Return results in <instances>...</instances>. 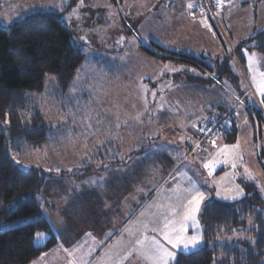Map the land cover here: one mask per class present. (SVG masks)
I'll use <instances>...</instances> for the list:
<instances>
[{"label": "rangeland", "instance_id": "1", "mask_svg": "<svg viewBox=\"0 0 264 264\" xmlns=\"http://www.w3.org/2000/svg\"><path fill=\"white\" fill-rule=\"evenodd\" d=\"M68 1L0 0V22L3 24H11L37 11L59 13L70 31V41L84 54V59L67 88L60 90L53 77L49 75L45 78L43 91L33 94L31 100L37 109L34 108L43 115V119L51 128L47 140L41 146L24 147L12 154L13 160L21 161L19 165L24 168L33 165L52 170L56 174L66 170L67 175L83 176L84 172L93 169L96 171L98 168L94 167L100 168L103 165L102 159L91 160L92 154H96L93 147L96 140L101 142L102 138H107L109 134L118 139L119 133L132 134L130 125L136 126L137 129V133L134 134L137 136L136 149L148 147L150 142L152 147L144 156L136 159L135 166L141 165L137 167L138 170L146 168L141 177L137 176L135 170L136 187H128L121 190V194L111 195L115 200V209L119 212L118 202L122 207V216L117 217L118 220H92L91 214L87 215V212L83 214L78 212L72 218L65 209L62 213L57 212L65 203L56 202L55 210L52 207L48 210L42 206L35 214L1 222L0 230L45 216L55 231L66 228L74 230L75 233L68 236L74 241H70L69 244L77 246V243L82 242L79 247L72 246L73 249L65 251L69 245L66 236L60 240L61 233L57 235V244L42 252L31 264H118L121 260L123 264H131V261L133 264H150V261L141 254L142 246L137 244V241L144 240L146 247L150 246L154 237L171 249V245L167 244L162 235L164 226L168 221L181 220L192 194L188 190L192 189L193 184L195 190L204 193L205 199L226 201L232 200L226 198L230 194L229 190L231 194H235L242 189L244 195V184L250 180L264 200V156L262 158L264 154L261 153V147L264 149V111L262 119L251 121L245 110L252 98L261 101L253 77L259 80L260 73L264 72V56L243 47V60L237 62L233 58L229 62L233 72L239 76L241 91L248 88L247 95L243 96L242 102L236 103L233 109L232 116L236 117L234 121L237 126L233 141H225L223 134H220V139L216 138L212 144L205 143L200 147L196 145L192 134L196 122L203 120L204 115L207 117L212 111H218V107L196 106L192 111L193 115L186 119L185 114L189 108L183 104L186 99V95L183 94L188 93L203 97V105L207 102L212 105L219 103L218 100L225 94L227 100V88L232 92L231 88L228 85L222 91L216 88L219 86L217 74L220 67L216 64L224 56L219 57L215 45L221 39L227 53L228 47L231 50L238 42L237 39L249 34L254 27H259L261 11H255L249 6L250 11L237 12L233 16L232 24L228 26L231 34L227 29L226 17V23L223 20L221 22L225 38L221 29L213 28L215 23L213 19L211 22L200 11L191 12L192 7L190 8L189 4L192 5L193 0H118L117 4H112L108 0L90 2L76 0L75 4L65 9ZM239 1L233 0L234 3ZM53 4L56 6L41 7ZM222 4L223 1L220 2L221 7ZM171 15H174L173 20H170ZM256 15V21L249 27L248 23L253 22ZM171 25L177 27L173 28ZM198 26L203 27L201 32H198ZM151 41L167 49L192 54L203 52V47L209 46L207 50L210 56L197 55L200 59H195L196 66L178 65L179 61L185 60L179 58V54L175 55L173 60L167 59L162 62L151 56L161 53L153 44L151 45ZM141 46L151 53L144 52ZM249 54H255L251 69L248 62ZM184 68H188L196 76H202L203 81L187 80V76L182 72ZM164 72H171L167 73V79L164 78ZM171 76H174L173 81H169ZM209 78L212 82L208 81ZM156 83L157 85L167 83V86L169 84L165 104H168L169 108L179 105L180 112L175 120L179 130L175 134L167 135H163L161 131L159 136H156L158 131L154 129L150 132L152 136L150 138L147 133L149 112L154 114L157 122L159 106L163 105L162 102L156 105L155 101L150 106L145 100L153 99L157 89L162 91L155 86ZM171 87L175 90H170ZM213 90L216 94L215 99L212 97L213 93L208 97L206 95ZM135 95L136 104L132 99ZM253 105L257 106V103L254 102ZM169 127L171 126L167 124V130ZM58 142H62V145H58ZM141 143H144V146ZM226 145L229 147L225 148ZM250 147L253 148L252 151H248ZM209 162H213L211 169L204 167ZM233 163L236 164L235 168L232 166ZM56 169L60 171L57 172ZM117 174L110 172L104 178H113ZM129 175L131 177L132 173ZM250 175L254 178H249ZM74 181L80 182L83 188L84 184H90L91 187L94 179L88 178L84 181L83 178ZM115 186L116 183L112 185ZM217 192L220 195H217ZM45 200L42 198V201ZM199 212L196 215L199 227L194 226L189 220L187 235L199 232L202 236L201 242L187 251L182 247L174 249L176 254L180 251L189 252L203 245ZM102 216L107 218L105 213ZM96 221L99 224H95ZM251 221V217H248L244 226L219 240L222 244L228 243L229 246L241 243L242 238L250 240L248 228L252 225ZM86 229L89 234L87 233L84 238L82 232H87ZM80 230L81 234L76 235ZM37 233L35 242L39 244L42 237L37 240ZM86 239L89 241L84 242ZM129 253L131 255H128Z\"/></svg>", "mask_w": 264, "mask_h": 264}, {"label": "trees", "instance_id": "2", "mask_svg": "<svg viewBox=\"0 0 264 264\" xmlns=\"http://www.w3.org/2000/svg\"><path fill=\"white\" fill-rule=\"evenodd\" d=\"M75 1L69 0L65 9ZM108 1L118 3V0ZM70 39V31L57 12L37 11L11 24L0 22V223L37 213L40 210L38 196L44 181L56 174L40 166L24 168L13 160L12 154L27 146H41L47 140L50 124L33 106L31 98L43 91L46 76L51 75L60 90L67 88L75 76L84 54ZM152 44L161 52L151 55L158 60L165 62L179 54L178 57L185 60L179 61L178 65L196 66L195 59L199 57L168 50L154 41ZM243 47L264 55V28L241 40L233 47L230 57L241 62ZM216 65H220L218 80L222 76L232 82L237 80L228 67L227 56ZM182 72L189 81H203L202 76L194 75L188 68ZM217 107V113L201 122L196 130L195 141L199 147L220 134L225 141L235 139L234 125L226 127L230 120L227 108ZM217 119L220 120L218 131L212 139L198 143L201 125ZM244 188L245 194L237 199L203 201L198 217L204 243L192 251L177 252L173 264H264V200L250 181L245 182ZM248 217L252 219L248 228L251 239L242 238L247 241L240 239L241 243L231 246L222 244L219 239L244 226ZM37 232L44 234L40 245L35 242ZM54 244L55 237L42 216L2 229L0 264H30Z\"/></svg>", "mask_w": 264, "mask_h": 264}, {"label": "crops", "instance_id": "3", "mask_svg": "<svg viewBox=\"0 0 264 264\" xmlns=\"http://www.w3.org/2000/svg\"><path fill=\"white\" fill-rule=\"evenodd\" d=\"M221 1H223V4L221 7V5L219 3V5H220V9H219L220 27H218L215 23H213V25H214L213 28L214 29L218 28L219 30L221 29L220 31L223 34V36H225V38H226V35L223 31L222 24H221L222 20L224 23H226V17H227V29H228V32L231 34V31H230L228 26H230L232 24L233 16L239 11H243V10L244 11H250L251 9L249 8V6H251V8H254L255 11H261L260 20H259L261 23L259 24V27H254L253 31L251 30L249 34H246L243 37L237 39L238 42L236 44H238L244 38L249 37V36L255 34L256 32H259L264 28V0H240L238 3H234L233 0H221ZM192 3H193L192 4L193 7L191 9V12L200 11V9L198 8V0H193ZM184 6H185V2H184ZM221 8H222V10H221ZM226 10H227V13L225 14ZM220 11H221V13H220ZM222 11H223V15H222ZM200 12L205 14L203 11H200ZM205 15L212 22V19L207 14H205ZM170 18H171L170 20H173L174 15H171ZM255 19H257V15L254 16L253 22L252 21H250L249 23L247 22L249 27L256 21ZM160 20L163 21L162 18H160ZM191 22H194V21H191ZM159 23H160V21H159ZM171 26L173 28L177 27V25H171ZM202 28L203 27L198 26L197 27L198 32H201ZM256 28H259V29L256 30ZM260 28H262V29H260ZM215 33H217V32H215ZM217 36H218V34H217ZM161 42H163V41H161ZM236 44L234 45V47L236 46ZM208 47L209 46L203 47V49H202L203 52L200 51V52H195L193 54L192 53H187V54H191V55L196 56V57H197V55H200V54L210 56L209 51L207 50ZM215 47L218 50L219 57H220V55L224 56V57L227 56L228 67H229V69H231L229 62L231 61V59H233L232 57H230V55L233 54V47L231 50H229V47H228V50L226 53L227 48L222 43L221 39H220L219 43L217 42V45H215ZM168 50H171V49H168ZM172 51H174V50H172ZM174 52H178V51H174ZM178 53L186 54V52H178ZM257 53H259V52H257ZM259 54H261V53H259ZM262 56H264V55H262ZM219 57H217V58L219 59ZM235 60L237 61L238 59L236 58ZM237 62H240V61H237ZM231 71H233V70L231 69ZM263 71H264V68H263ZM167 73H171V72H167ZM167 73L166 72L163 73L164 78L166 77ZM222 77L219 80V86H216V88L220 89L221 91L225 90L226 89L225 86H227V85L231 88L232 92L231 91L229 92L228 88H227V100L225 98V95H226L225 94L221 99L218 100V101H220L219 103H215L214 105H212L209 102H207L203 105V103H204L203 97L196 95L195 93H194L195 94L194 96H192L193 94H189V93L183 94V95H186V99H184L183 104L189 108V111L185 114L186 119L193 115L192 111L196 108V106H212L213 108L215 106H223V107L227 108V110L230 114V120L226 124V127H229L230 125L231 126L234 125L235 129H237L236 121H234V119L236 117L232 116L233 109H234L236 103L242 102L241 98L243 96L245 97L247 95L248 88L246 87L245 91H241L242 88L239 85V82H238L239 76L237 74H236L237 80H235L234 82H232L231 79H226V76H222ZM166 79H167V77H166ZM173 80H174V77L171 76L169 81H173ZM172 84H174V83H172ZM155 86L157 88H160L162 91H159L157 89V93L155 94L153 99L145 98V100L148 101V104L150 106H152V104H154L155 101H156L155 102L156 105H158L160 102H162L163 105L159 106V112H157V113H159V115L157 116V122L155 121V116H153L154 114H151V111L149 112V116H148L149 131L147 133L150 136V138H152L150 132H153L154 129H157V131H158V134L156 136H159L161 131L164 133L163 135H167V133L175 134L179 130L177 123L175 122V120H177L176 116H178V114L180 112L179 105L172 106L171 108H169L168 104L167 105L165 104L169 84L167 86V83H164L161 85H157V83H156ZM170 90H175V88L171 87ZM201 90H203V88ZM210 93L214 94L212 96L213 98L216 97L215 90L209 91V93L206 94L207 97ZM157 98H159V100H157ZM238 98H240V99L238 100ZM132 99H133V103L136 104V95L134 97H132ZM254 102L257 103V106L253 105ZM173 110H177L178 112L174 113ZM245 110H246V114H248L247 117L250 118L251 121L253 119H257V120L262 119L263 118V111H264V104L261 103V101L258 98H255V99L252 98L251 100H249V105L246 106ZM216 113L217 112L212 111L207 117L204 115L203 120L197 121L196 122L197 124L195 123L197 127L195 126L193 128L194 130L192 131L194 138L196 136V130H197L198 126L200 125V123L209 119V117H211L212 115H214ZM192 123H194V122H192ZM167 124L171 126L168 128V130H167ZM130 128H131L132 134H130V133H127V134L121 133L120 134L119 133V139L116 136L109 134L107 136V138H102L104 141L102 140L101 142H98L96 140V142L94 143L95 145L93 146L94 152L96 154H94V153L92 154L91 160L94 161L95 159H98V158L103 160L102 167H100V168H99V166L94 167V168H98V169H96V171H94L95 169H93V171L90 170L88 172H84L83 176H74V174L67 175V173L65 172L66 171L65 169L59 168V169L65 170V171L63 173H59V174L53 175L52 177H48L47 179H45L44 184L41 188V193L38 196L39 208H41L42 206H45V208H47L48 210H50L51 207L53 208V210H55V203L61 202V203H65V204L59 209V211L57 210V212L62 213L63 210L65 209V210H67L68 215L72 216V218H73V216H76V214L78 212H80L82 214L87 212V215H88V213H90L92 216V220L93 219H96V220H103V219L118 220L117 217L121 218L122 207L119 206V202L117 201L118 207H119V212L115 209V207H114L115 200H113L112 196H114V193L121 194V190H125L128 187H132V188L136 187V181H135L136 174H137V176L141 177L142 175H144V174L141 175V173L146 170L145 167L141 168L139 170L137 169V167H140L141 165L135 166V164H137L136 159L138 157L144 156L146 154V152L149 149H151V147H152V143L150 142L148 147H144V148L142 147V148L136 149V141L135 140H136L137 136H135L134 134L137 133V129H136V126H133V125H130ZM80 129L82 130V128H80ZM139 132H142V131H139ZM217 139H220V135H219V137H217ZM249 139L251 141L252 136H250ZM210 143L211 142H209L207 144H210ZM141 144H142V146H144V143H141ZM58 145H62V142H58ZM69 145H71V143ZM73 146H74V144H72V147ZM154 146H156V144ZM65 148H66V146H65ZM261 149H262L261 153L264 154L263 147H261ZM249 150L252 151L253 148L250 147L248 149V151ZM263 156L264 155H262V158H263ZM82 159L84 160L83 157H82ZM85 163H89V162H85ZM89 164H92V163H89ZM94 164L96 165V163H94ZM135 170L137 172L136 174H135ZM110 172H117L118 174L115 175L113 178H104V176ZM130 172L132 173L131 177L129 175ZM126 173L128 175H126ZM89 175H91L92 177H89ZM100 177L104 178L102 182H99ZM83 178H84V181H86L88 178H93L94 181H98V182L93 183L91 187H90V184H86L88 186H86L84 184L83 188H82L81 183L75 182L74 180H76V179L82 180ZM198 178H199V180H201L200 177H198ZM114 183H116V186L112 187V185ZM78 187H80L81 189L78 190L77 189ZM42 198H45L46 200L42 201ZM103 213H105L107 215V218L102 216ZM42 217H44L46 219V221L48 222V224L51 228V231L55 237V244L53 246H55L57 244V242H58L57 235H59L61 233H62V235L60 237V240L62 239L63 236H66V238H67L66 241L69 245V247H67V250H70V248L73 249L75 247H79V245L82 243V242L77 243V246H74L73 244H69L70 241L71 242L74 241L73 239L68 237V236H70V233H75L74 230L66 228L64 230L62 229L61 231H57V230L55 231L51 222L48 221V219L45 216H42ZM72 218H70V220ZM101 223H103V222H101ZM95 224H99V223L96 221ZM95 224H92V226ZM87 225H88V221L86 222V226ZM102 226L103 225H101L100 229H102ZM86 230H87V232H82L84 238H86L87 233L89 234L88 229H86ZM78 234H81V230L76 233V235H78ZM88 241H89V239H86L84 242H88ZM42 243H43V238L41 239V243H39V245ZM72 246H73V248H72ZM52 247H50L49 249H51ZM49 249H47L46 251H48ZM31 263H32V261H31ZM131 264H133L132 261H131ZM134 264H136V263H134Z\"/></svg>", "mask_w": 264, "mask_h": 264}, {"label": "snow or ice", "instance_id": "4", "mask_svg": "<svg viewBox=\"0 0 264 264\" xmlns=\"http://www.w3.org/2000/svg\"><path fill=\"white\" fill-rule=\"evenodd\" d=\"M221 0H217V3L219 4ZM52 6L55 7L56 5H42L41 7H48ZM189 7H193V5L189 4ZM247 51V50H245ZM254 55L255 54H249L248 56V62H249V68L251 69L252 64L254 62ZM254 83L256 84V88L258 93L261 96V103H264V72L260 73V79L256 80L255 77H253ZM154 94V93H153ZM203 131V130H202ZM214 143V141H213ZM229 146H225L227 148ZM17 163H22L21 161H16ZM213 166V162L206 163L204 167L211 169ZM233 168L236 167V164L233 163ZM51 171V170H49ZM57 172H59V169H56ZM249 178H254L249 176ZM103 177L99 178V182L103 181ZM98 181H93V183H96ZM239 188V186H237ZM191 192V198L188 199L187 205L185 206L184 214L181 220L179 221H168L164 226V231L162 233L163 238L165 241H167L168 245H171V249L168 247H165L164 244H162L159 240L155 239L154 237L151 240L150 246H144V240H138L137 244L141 245V254L150 261V264H173L176 257V252L173 251L174 249L181 248L184 251H187L189 248L197 246L201 240L202 236L199 234V232L189 236L187 235V222L189 220L192 221L193 225L197 228L199 227V222L196 219L197 213L200 211V206L202 202L205 200V195L203 192H200L199 190H195V184H193L192 189L188 190ZM229 195L226 198L231 199H237L239 196L243 195V190H238L235 192V194H231V190H229ZM217 195H220L219 192H217ZM44 234L43 233H37V240H39ZM147 239V237H145ZM67 251V249L65 250ZM72 253H69L71 255ZM128 255H131L129 253ZM127 256L124 257L126 259ZM118 264H123V261H119Z\"/></svg>", "mask_w": 264, "mask_h": 264}, {"label": "built area", "instance_id": "5", "mask_svg": "<svg viewBox=\"0 0 264 264\" xmlns=\"http://www.w3.org/2000/svg\"><path fill=\"white\" fill-rule=\"evenodd\" d=\"M198 8L200 11H203L207 14L211 19L214 20L215 24L220 27L219 20V9L220 5L217 3V0H198ZM220 120L217 119L213 123H204L198 130V143H203L210 141L213 135L218 131V122ZM203 130V131H202Z\"/></svg>", "mask_w": 264, "mask_h": 264}]
</instances>
